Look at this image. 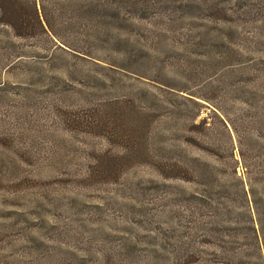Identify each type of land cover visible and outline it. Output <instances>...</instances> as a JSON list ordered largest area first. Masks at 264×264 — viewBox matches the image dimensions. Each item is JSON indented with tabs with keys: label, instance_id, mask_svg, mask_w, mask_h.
Listing matches in <instances>:
<instances>
[{
	"label": "rangeland",
	"instance_id": "rangeland-1",
	"mask_svg": "<svg viewBox=\"0 0 264 264\" xmlns=\"http://www.w3.org/2000/svg\"><path fill=\"white\" fill-rule=\"evenodd\" d=\"M42 3L0 21V264H264V0Z\"/></svg>",
	"mask_w": 264,
	"mask_h": 264
},
{
	"label": "trees",
	"instance_id": "trees-1",
	"mask_svg": "<svg viewBox=\"0 0 264 264\" xmlns=\"http://www.w3.org/2000/svg\"><path fill=\"white\" fill-rule=\"evenodd\" d=\"M0 21L19 36H34L39 32L55 35L43 3L39 9L37 0H0Z\"/></svg>",
	"mask_w": 264,
	"mask_h": 264
}]
</instances>
